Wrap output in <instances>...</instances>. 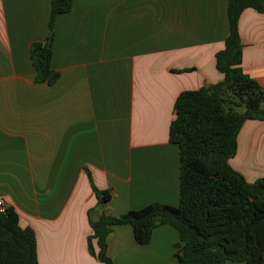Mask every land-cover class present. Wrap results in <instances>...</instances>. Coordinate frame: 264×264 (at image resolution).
<instances>
[{"label": "crops", "instance_id": "1", "mask_svg": "<svg viewBox=\"0 0 264 264\" xmlns=\"http://www.w3.org/2000/svg\"><path fill=\"white\" fill-rule=\"evenodd\" d=\"M50 17L51 0H0V198L35 230L39 264H102L91 218L179 205L175 101L223 80L228 0H74L54 21L53 84L36 81L30 54ZM238 27L243 70L264 90V12L246 8ZM230 164L248 182L264 177V120L244 122ZM179 239L163 224L140 244L114 225L108 253L114 264H180Z\"/></svg>", "mask_w": 264, "mask_h": 264}, {"label": "trees", "instance_id": "2", "mask_svg": "<svg viewBox=\"0 0 264 264\" xmlns=\"http://www.w3.org/2000/svg\"><path fill=\"white\" fill-rule=\"evenodd\" d=\"M73 4L74 0H51L50 31L56 16L71 11ZM246 8L264 12V0H228L229 34L216 53L223 80L184 90L176 98L169 140L180 151L179 205L153 202L120 215L104 212L91 218L88 245L102 264H114L108 235L120 224L132 226L140 244L151 241L157 226H173L180 238L174 253L180 264H264V177L248 182L230 164L244 122L264 120V90L242 67L238 25ZM30 54L36 81L56 82L60 74L52 68L53 39L33 42ZM86 171L98 203L106 204L109 192L99 190ZM0 264H39L35 230L21 226L13 206L0 210Z\"/></svg>", "mask_w": 264, "mask_h": 264}, {"label": "built area", "instance_id": "3", "mask_svg": "<svg viewBox=\"0 0 264 264\" xmlns=\"http://www.w3.org/2000/svg\"><path fill=\"white\" fill-rule=\"evenodd\" d=\"M6 204L2 198H0V210L3 211L6 208Z\"/></svg>", "mask_w": 264, "mask_h": 264}, {"label": "water", "instance_id": "4", "mask_svg": "<svg viewBox=\"0 0 264 264\" xmlns=\"http://www.w3.org/2000/svg\"><path fill=\"white\" fill-rule=\"evenodd\" d=\"M52 37H53V32L50 31V39H52Z\"/></svg>", "mask_w": 264, "mask_h": 264}, {"label": "rangeland", "instance_id": "5", "mask_svg": "<svg viewBox=\"0 0 264 264\" xmlns=\"http://www.w3.org/2000/svg\"><path fill=\"white\" fill-rule=\"evenodd\" d=\"M240 110H243V109L240 108Z\"/></svg>", "mask_w": 264, "mask_h": 264}]
</instances>
